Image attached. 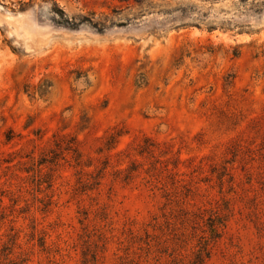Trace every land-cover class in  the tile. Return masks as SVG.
Returning <instances> with one entry per match:
<instances>
[{"label": "rangeland", "instance_id": "374dc122", "mask_svg": "<svg viewBox=\"0 0 264 264\" xmlns=\"http://www.w3.org/2000/svg\"><path fill=\"white\" fill-rule=\"evenodd\" d=\"M252 4L0 0V264H264Z\"/></svg>", "mask_w": 264, "mask_h": 264}, {"label": "trees", "instance_id": "16d2710c", "mask_svg": "<svg viewBox=\"0 0 264 264\" xmlns=\"http://www.w3.org/2000/svg\"><path fill=\"white\" fill-rule=\"evenodd\" d=\"M240 1H241V3H246L248 0H240ZM119 2L120 3H127V4L135 3V5H139L143 2V0H119ZM260 8L263 9L264 4H262L260 6H258V5L256 6V5L252 4V11L253 12L258 11V9H260ZM212 30H213V28H208V31H212Z\"/></svg>", "mask_w": 264, "mask_h": 264}]
</instances>
